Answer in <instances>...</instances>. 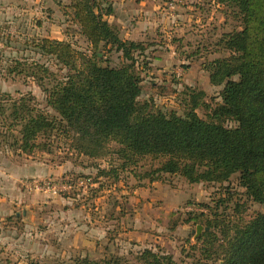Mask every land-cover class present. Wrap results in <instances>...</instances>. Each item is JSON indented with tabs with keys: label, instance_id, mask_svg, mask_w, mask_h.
I'll return each mask as SVG.
<instances>
[{
	"label": "trees",
	"instance_id": "1",
	"mask_svg": "<svg viewBox=\"0 0 264 264\" xmlns=\"http://www.w3.org/2000/svg\"><path fill=\"white\" fill-rule=\"evenodd\" d=\"M215 1L231 8L241 27L220 35L215 47L221 44L226 54L208 63L210 83L221 86L218 102L206 103L205 92L196 88L188 89L182 98V113L163 109L153 99H140L142 77L134 53L143 55L149 44L121 36L107 18L115 12L110 3L68 0L61 7L69 22L66 32L81 35L88 46L82 51L68 40L47 37L36 43L39 53L67 70L61 77H55L40 61L16 62L19 68L12 67L10 72L41 84L46 79L54 81L42 87L45 107L35 104L32 96L3 101L9 104L7 111L0 104V136L16 131L12 145L24 154L49 152L50 142L61 137L77 156L98 159L112 155L110 167L94 164L97 178L117 180L121 173L129 172L138 180L178 175L190 184L223 183L237 173V185L244 189L246 200L234 196L235 212L248 200L264 208V0ZM111 52L128 63L102 64L104 53ZM199 107L205 116L197 113ZM223 201L219 205L226 203ZM204 215V211L188 213L180 221L203 220L210 228L195 239L199 264H264V210L227 223L225 219L224 223L215 219L204 223ZM180 222L175 221L171 228ZM218 225L220 237L213 231ZM136 258L138 264H178L171 254L154 247L138 250ZM126 262L115 256L74 259V264Z\"/></svg>",
	"mask_w": 264,
	"mask_h": 264
},
{
	"label": "rangeland",
	"instance_id": "2",
	"mask_svg": "<svg viewBox=\"0 0 264 264\" xmlns=\"http://www.w3.org/2000/svg\"><path fill=\"white\" fill-rule=\"evenodd\" d=\"M65 1L5 0L0 3V104L6 111L9 104L3 101L21 96H32L35 104L45 107L42 87L54 81V78L46 79L41 84L30 76L10 72L12 67L19 68L16 62L28 65L34 60L40 61L55 77L67 71L52 57L38 52L36 43L42 37L68 40L82 51L87 48L81 35L66 32L69 22L61 8L68 0ZM101 3L113 5L115 17L107 18L118 27L124 39L149 44L143 55L134 53L142 77L140 99H153L163 109L178 113H182L181 101L188 89L203 90L206 103L220 100L221 86L210 83L207 67L213 58L226 54L221 44L215 47L220 35L241 28L231 8L215 0H102ZM194 50L198 53L193 54ZM104 54L102 64L128 63L117 52ZM196 111L205 116L201 107ZM2 119L0 115V123ZM11 135L0 136L1 163L62 164V175L35 176L26 180L70 181L73 185L69 190L56 192L31 189L30 219L23 217L22 203L17 213L1 220L0 240L13 244L7 249L1 248L0 264H74L75 258L84 256L96 260L122 257L126 264H138L137 252L145 246L168 252L178 264H199L196 226H202L200 234L210 228L203 225V220L189 224L180 222L188 213L204 211V223L205 219H225L227 223L240 216L248 219L264 210L259 203L248 200L238 213L235 212L234 196L246 200L244 189L237 185V173L229 182L194 184L178 175H165L153 188L147 179L138 180L129 172L121 173L117 180L105 176L97 178L94 164L106 167L112 155L98 159L77 156L69 149V141L61 137L50 142L49 152L36 150L24 154L12 145L13 135L18 133L12 131ZM144 165L148 167V162ZM152 194L160 197L150 200ZM67 196L70 203L65 202V206L71 208L60 214L62 218H56L57 211L64 205L57 199ZM224 199L226 203L219 205ZM186 206L195 210L188 211ZM57 220L61 224L69 221L66 227L61 226L65 229L60 239L52 230L53 221ZM175 221L180 222L178 231L171 228ZM220 225L213 229L219 237ZM21 240L27 241L23 247Z\"/></svg>",
	"mask_w": 264,
	"mask_h": 264
},
{
	"label": "crops",
	"instance_id": "3",
	"mask_svg": "<svg viewBox=\"0 0 264 264\" xmlns=\"http://www.w3.org/2000/svg\"><path fill=\"white\" fill-rule=\"evenodd\" d=\"M3 1H5V0H0V3H3ZM66 3H68V1ZM114 11H115V9H114ZM111 16L115 17V12H114V15H111ZM111 16H109V17H111ZM108 20H110V19H108ZM71 166L72 165H70L69 168H71ZM62 167H63L62 164H60V165L53 164L52 165V164H48V163H33L30 161L21 162V163L12 162V161H8L6 163L0 162V224H1V220H3L5 217L10 216V215L14 214L15 212L17 213L18 209H19V205L22 203H24V205L21 206L22 208L20 209L22 211V215H23V211H25V215H23V217L27 216L26 220L30 219L31 207H32L30 202H31L32 196L30 193L31 189H29V187H28V183L32 179L29 182H27L26 179L27 178H33V177L35 178V176H42V177L47 176L48 177L51 175H56L57 173H60V170L62 169ZM106 167L108 168V167H110V165H107ZM93 170H94V168H93ZM62 174L63 173H60V175H62ZM98 178H102V177H98ZM160 181L161 180H154V181H149V182L152 183V185L154 186L153 188H155V183L160 182ZM156 197H160V196H155V195L153 196V194H152V198L150 200H154ZM59 200L63 201L64 205L59 210V212L56 210L57 211L56 218L57 217L62 218L60 214L65 213V210H67V209L69 210L71 208V207L65 206V202L70 203L68 201L69 200L68 196L63 197V198L62 197L58 198L57 201H59ZM53 223L55 225L52 227V230L54 232V236H58V238L60 239V236L63 235V233H64L63 230L69 224V221H65L64 223L61 224V221L57 220L56 222L53 221ZM62 225H65L64 229H63V227H61ZM10 228H11V226L8 227V229H10ZM179 228H180V226L178 224L176 226V228H174L173 231H178ZM79 232H80V230L78 231V233ZM1 234H2V229H0V236H1ZM142 234H145V236L148 235V233H146V232H144V233L142 232ZM4 235H6V234H4ZM7 237H8V235H7ZM12 244H13L12 241L8 240V241L2 242L0 240V250H1V248L7 249ZM26 244H27V241L24 243V240H21L20 246L23 247Z\"/></svg>",
	"mask_w": 264,
	"mask_h": 264
},
{
	"label": "built area",
	"instance_id": "4",
	"mask_svg": "<svg viewBox=\"0 0 264 264\" xmlns=\"http://www.w3.org/2000/svg\"><path fill=\"white\" fill-rule=\"evenodd\" d=\"M70 182V181H69ZM65 182V181H50V180H32L28 183L29 189H36V190H45V191H52L56 192L57 190H69L72 188V182ZM186 210H195L191 206H186Z\"/></svg>",
	"mask_w": 264,
	"mask_h": 264
},
{
	"label": "water",
	"instance_id": "5",
	"mask_svg": "<svg viewBox=\"0 0 264 264\" xmlns=\"http://www.w3.org/2000/svg\"><path fill=\"white\" fill-rule=\"evenodd\" d=\"M23 214L25 215V211H23ZM201 229H202V226L201 225H197L196 226L195 236H198L200 234ZM206 229H208V228L206 227Z\"/></svg>",
	"mask_w": 264,
	"mask_h": 264
}]
</instances>
